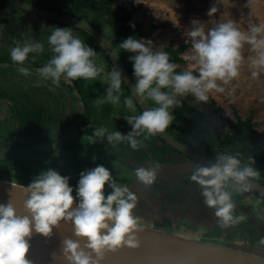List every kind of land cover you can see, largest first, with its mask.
Returning <instances> with one entry per match:
<instances>
[{
  "label": "clouds",
  "instance_id": "9594fccd",
  "mask_svg": "<svg viewBox=\"0 0 264 264\" xmlns=\"http://www.w3.org/2000/svg\"><path fill=\"white\" fill-rule=\"evenodd\" d=\"M209 7V21L193 18L184 32L186 68L177 71L178 64L169 58L163 45L154 47L146 38L129 35L119 43L131 62L135 83L133 96H125L123 103L129 112L123 118L131 126L126 133L100 125L89 135L91 143L106 140L110 146L126 142L132 149L143 146L150 135L163 132L175 120L172 109L189 93L196 102H207L210 94L226 93L225 85L239 76L241 66L250 67V75L257 78L264 73V22L248 19L242 28L237 20ZM227 17V18H221ZM51 56L35 68L37 83L61 80L71 84L77 78L95 80L102 75L106 82L104 96L97 97V105L110 103L119 107L122 96L121 71L110 70L97 62L96 50L70 27H54L47 36ZM45 45L31 38L18 42L9 50L10 60L17 70L30 76L32 70L25 61L35 60ZM245 51L249 54L245 55ZM134 97L150 99L155 106L136 113ZM115 116V113L113 114ZM260 172L253 157L243 158L239 150L224 151L214 156L210 164L197 163L188 174V180L199 190L203 204L213 211L222 226L236 225L246 219L237 214L234 192L249 190V181L258 179ZM138 184L149 187L156 179V169L139 167L135 171ZM70 177L47 168L40 171L27 185H19L24 195L23 213L17 211L12 199L0 203V264H33L27 257L33 234L52 235L61 223L71 225V236H65L59 255L65 264H101L104 253L121 246H138L137 230L141 217L135 214L137 196L103 165L80 171L72 186ZM12 187L17 185L12 184ZM74 191V195H73ZM264 245V237L259 241ZM53 260H57L55 253Z\"/></svg>",
  "mask_w": 264,
  "mask_h": 264
},
{
  "label": "rangeland",
  "instance_id": "374dc122",
  "mask_svg": "<svg viewBox=\"0 0 264 264\" xmlns=\"http://www.w3.org/2000/svg\"><path fill=\"white\" fill-rule=\"evenodd\" d=\"M108 1L110 9L117 10L120 15L123 14V10L128 11L135 8L125 25L129 31H133L139 24L142 30L146 31L152 24L154 27L149 39L154 47L163 45L166 50L170 46L173 49L181 45L185 46L178 54L181 61L175 62L179 66L177 71L188 65L185 51L190 45L185 43V30L191 26L190 21L193 18L209 21L210 17L207 12L213 4L216 5L218 11L211 19L219 18L224 12L237 20L242 28L246 27L248 19L264 22V0ZM83 21L94 26L110 42L115 39L111 26L97 16L88 13L87 16H83ZM51 30L43 20L29 16L12 17L10 13L0 12V54L8 57V60L0 63V143L3 144V146L0 144V179L27 185L40 171L52 168L61 175H68L69 184L74 185L78 180L76 176L78 175L79 178L81 170L100 164L108 168L117 180L122 182L120 179L125 176V171L129 172L132 168L130 162L156 165L152 159L144 156V148L148 149L156 144L155 137L148 136L143 146L135 150L126 142L110 146L106 140L94 143L89 140L92 129L100 125H105L110 130L118 129L126 133L131 126L123 117L134 114L122 106V100L120 106L116 108L110 103L100 105L95 103L97 97L104 96V89L107 86L102 75L91 81L77 78L71 84L61 80L58 85H53L51 81L37 83L39 78L35 73V68L38 66L30 67L32 70L30 76H24L18 72L16 63L12 62L9 56L10 48L16 45L13 40L22 43L25 39L31 38L44 43L45 50L42 53L30 54L36 55L42 61L51 56L47 45V36ZM73 34L78 36L74 32ZM248 54L245 51V55ZM106 59L97 53V62L102 64L106 70H110L112 67ZM250 71L247 63L242 65L239 76L224 86L227 94L213 92L208 102L219 115L225 116L232 122L235 121L236 116L242 120L250 117L254 131L252 139L256 142L258 151L263 152L264 73L253 78ZM122 89L121 99L128 96L123 86ZM26 94L29 100L33 101L42 111L44 129L41 133L36 134L32 131L31 123L28 124L29 131L26 133L18 131L21 121L16 113L22 116L23 113L33 108L32 103L28 104L27 99L24 98ZM139 112L136 108L135 114ZM197 118L201 119L199 116ZM172 124L170 127L174 131L185 132L184 137L187 141L191 134L198 130L191 123L188 124L179 118H176ZM202 124L206 126L203 133L210 136L213 141L212 147L218 154L234 150L242 153V146L238 145L235 140L229 143H219L218 146L217 142L223 141V137L231 133L229 129L219 130L212 124L206 122ZM26 139H28L27 143H25ZM33 151L40 153L36 161L32 158ZM257 180H262V178L259 176ZM163 181L164 192L170 191L175 194L174 191H180L181 197L183 195L187 197L186 201L169 207L170 228L166 226L167 223H164L165 226L161 228L143 222H140V227L175 235L183 240L194 239L221 245H236L245 251L264 256V245L259 243L264 237V202L257 199L255 194L249 191L234 192L235 211L237 214H244L246 219L236 225L224 227L214 216L213 211L203 204L202 197L194 184L188 180V176L170 177ZM190 193L192 195L188 197ZM157 196L162 200V194ZM195 201H199L198 206ZM137 205L141 203L137 201Z\"/></svg>",
  "mask_w": 264,
  "mask_h": 264
},
{
  "label": "water",
  "instance_id": "95a60500",
  "mask_svg": "<svg viewBox=\"0 0 264 264\" xmlns=\"http://www.w3.org/2000/svg\"><path fill=\"white\" fill-rule=\"evenodd\" d=\"M7 1L10 4L15 5L19 9L33 16H36L38 18L48 20L53 23L60 24L66 27H70L72 29L78 30L88 35L104 52L111 66H115L121 71L122 84L124 88L130 94V96H133V93L131 92V88L134 82L132 81L131 77L126 71L115 48L97 29H95L93 26L89 25L82 19L76 18L74 16L59 14V13H56L50 10H45V9L30 5L27 3H24L20 0H7ZM182 99L186 102L188 106H190L191 108L201 113L211 123L219 127L223 126L222 120L218 118V116L214 113V111L202 105L201 102H196L194 99L188 100L186 97H182ZM134 102L136 103L140 111L144 110L147 107H150L146 100L141 101L134 97ZM158 136L163 141H165V143L168 146L172 147L175 151L183 155L189 161L175 162V163L165 165V166L152 167L156 169V179L155 180L164 179L167 176L188 174L190 173L192 167L194 166L193 164H197V163L210 164L212 161L202 155H199L191 151L189 148H187L183 144L176 141L166 130H164L161 133H158ZM142 166L150 167V166L140 164V163L133 165L135 169L142 167ZM12 184L17 185V187H12ZM19 185L20 184L0 179V189L5 190L6 192L13 193V195L24 196L22 192L20 191ZM129 187H130V190L136 194L138 202H140L141 204H145L147 206H152L150 204L151 202L150 196L142 192V190L138 188V183L136 180L133 181V183ZM248 191L259 196L261 199L264 200V186L258 183L257 181L255 180L249 181ZM158 213L159 211L157 210L156 214ZM53 233L54 232H52V236L48 238H52L53 240H55L57 239L58 235L55 233L53 234ZM137 238H138L139 243H138V246L134 247L135 254L128 253L131 256H133L135 260H137L135 264H140V261L144 259L138 256L139 254H145V257L147 260L148 259L152 260V259H155L156 257H162L164 258V260L168 261L169 264H209L210 258H206L204 256H199L196 259H193L191 257L192 253L190 251V248L187 246L181 250L171 249L170 246L173 243H179L182 245H187L188 243H198L201 245L204 244V245L216 246L219 248H223V249L231 250L233 252H239L241 254H244V256H246V259H249L253 263L257 261L264 263V256L262 254H256L254 252L245 251L244 249L239 248V246H236V245H229V244L221 245V244L214 243V242L200 241V240H194V239L183 240L181 238H178L175 235H169L166 233L157 232L155 230H151L150 228L140 227L137 230ZM30 240L35 242L37 240V234H34L33 238ZM53 242H54L53 245L56 248L58 255H59L60 250H58L55 241ZM127 248L132 249L131 247H128V246ZM124 254H127L126 250H124ZM41 257H42L41 255L39 256L36 254V259L39 260L40 262H41ZM138 258H139V261H138ZM156 259H159V258H156ZM190 259H193V260H190ZM60 261L64 262L62 256H60L58 258V261L54 262V264H60L61 263ZM106 262H108V259L106 260ZM215 263L222 264V262H220V260L218 259L215 260ZM110 264H127V263L125 260L121 261L119 259H114V261Z\"/></svg>",
  "mask_w": 264,
  "mask_h": 264
},
{
  "label": "trees",
  "instance_id": "16d2710c",
  "mask_svg": "<svg viewBox=\"0 0 264 264\" xmlns=\"http://www.w3.org/2000/svg\"><path fill=\"white\" fill-rule=\"evenodd\" d=\"M20 1L59 14L74 16L82 20H83V16H87L88 13L97 16L100 20L104 21L108 26H111V28L114 30L115 39L112 41V43L114 47L115 46L117 47L115 48L118 51V54L121 57L122 61L124 62V65L128 66L131 75L133 74H132L131 62L128 60L129 53L121 50L119 48V43L129 35H133L137 39L141 37L149 39L152 35V29L154 27L152 24H150L148 29L144 31L142 30L139 24L136 26V28L133 31H129L127 26L125 25L129 21L131 14L135 10V8H132L128 11L123 10V14L120 15L117 10L110 9L108 0H20ZM0 12L10 13L12 17L29 16V17H34L41 21L43 20L45 21V24L49 25L51 29H53L54 27L63 26L48 20L38 18L27 12H24L15 5L10 4L7 0H0ZM72 31L76 33L82 40H84L89 46L93 47L98 54H101V56L106 59V56L104 55L103 51L93 41V39H91L88 35L78 30L72 29ZM13 41L15 44H17L15 40ZM184 47L185 46L182 45L175 49H173L171 46L168 47L166 51H168L169 53V58L174 62L181 61V59L178 57V54L181 53ZM6 59L8 60V57L0 54V63L5 62ZM47 60L48 58L41 61V59H38L36 56L35 60L25 61V64L29 67H35V66L39 67L43 65ZM24 98L27 99L28 104H30V102L32 103L33 108L23 113L22 116L19 113H16L17 117L19 116L18 118L21 121L20 128L18 131H20V133H26L27 131H29L27 129L28 124L31 123L30 129L35 133H41L44 129L43 128L44 117L42 116V111L38 106L34 104L33 101L29 100V96L27 94L26 97ZM226 122H227V127L231 133L229 135L224 136L223 140H225L226 143L230 142L231 140L237 141L238 145L242 146L241 149L243 155L246 158L250 156L253 157L254 166L258 168L260 172V177L262 178V180H258V182H260L264 186V150L263 152H259L257 149L256 142L253 141L252 139L254 131H253V123L251 122V118L248 117L247 119L242 120L241 118L236 116L234 122L230 121L227 118H226ZM199 139L203 141V143L206 142L207 140V138L203 137L202 135L199 136ZM193 144L196 145L195 142H193ZM246 145H249L251 147L247 148ZM202 153L205 154L204 152ZM210 156L212 157V154ZM257 198L261 200L260 197Z\"/></svg>",
  "mask_w": 264,
  "mask_h": 264
},
{
  "label": "flooded vegetation",
  "instance_id": "af4514ba",
  "mask_svg": "<svg viewBox=\"0 0 264 264\" xmlns=\"http://www.w3.org/2000/svg\"><path fill=\"white\" fill-rule=\"evenodd\" d=\"M110 43L114 47L112 41ZM115 50H116V48H115ZM116 52L118 54L117 50H116ZM118 56H119V54H118ZM119 58L121 59L120 56H119ZM107 61H108V59H107ZM121 61H122V59H121ZM108 63H109V61H108ZM122 63L124 65L123 61H122ZM124 67H125L126 71L128 72L129 76L131 77L132 81L135 83L134 77H133V75L130 74V70L128 69V66L124 65ZM122 86H123V84H122ZM128 96H130L129 93H128ZM185 97L188 100L194 99L190 93L187 96H185ZM121 100L123 102V99H121ZM146 101H147V103L149 104L150 107H152L151 104L153 106H155V104L151 100L148 99ZM201 103L205 107H208L212 111H214V113L218 116V118H220L222 120V122H223V126L222 127L216 126L215 124H213L210 121H208L201 113H199L195 109H193L190 106H188L186 104V102L181 98L180 103L173 108L174 115L176 116V118H179L181 120L183 119L188 124L191 123V125L196 127V129H198V130H196V132L191 134L189 141H187L186 138L184 137L185 132L174 131V129L172 127H170V125L165 130L176 141H178L179 143L183 144L184 146L189 148L191 151H193V152H195V153H197L199 155H202V156L212 160V158L214 156H216L218 154V152L212 147L213 141L211 140L210 136L205 135L203 133V132H205L204 129H206V126H204L205 124L203 125L202 123L206 122L207 124H212V125L216 126L219 130L228 129V127H227V122H226V117L225 116H224L225 117L224 118L221 115H219L217 113V111L214 109V107H212V105L208 101L206 103L205 102H201ZM122 106H125L124 103H122ZM136 108L139 110L137 105H136ZM197 116L201 117V119L198 120ZM201 120H203V121H201ZM173 125H175V124H172V126ZM200 135H202L203 137L207 138L206 142H204V143H203V141L198 142L200 140L199 139ZM150 136L152 138L155 137V141H156L155 143L156 144L153 145V147H151V148L148 147V149L145 147L144 148V152H145L144 156L146 155L147 158L149 157V159H152V161L155 162L156 165H149V164H144V163H141V162H130L132 168L130 169L129 172L125 171V174H124L125 176H122V178L120 179L123 183H126L129 186L133 183V181L136 180V177H135L136 169L133 167L134 164H139L140 163V164H144V165H147V166H150V167H159V166L169 165V164H172V163H175V162L189 161L183 155H181L180 153L175 151L172 147L168 146L165 143V141H163L158 136V134L150 135ZM193 142H198V143H195L196 145H194ZM210 142H212V143H210ZM217 143H218V146H219V143L223 144V143H226V142H225V140H223L221 142L218 141ZM227 143H229V142H227ZM209 150H211V151H209ZM201 151L204 152L205 154H203ZM211 154H212V157L210 156ZM180 158H182V159H180ZM243 158H246V157L243 155ZM193 165L195 166L196 164H193ZM14 173L16 174V172H14ZM188 174H181V175H176V176H188ZM176 176H167L164 179L155 180L154 183L151 186L147 187V188L142 186V185H140V184H138V188L141 189L142 192H144V193H146L147 195L150 196V200H151L150 204L152 205V206H147L145 204H141V205H137L136 206V209L134 211H135V213H139V214H136V215L141 217V221L140 222H143L145 224H150V225L155 226V227L156 226H158V227L162 226L163 227V226H165L164 223H167L166 226L169 227V222H168V220H169V216L168 215H169V209H170L169 207H171L172 205H176V204L178 205L181 202L185 203L186 198H187L184 195H183V197H181L182 194H181L180 191L179 192L178 191H174L175 194L170 193V191L164 192V188H163V185H162V183L164 182L163 180H165L167 178H170V177H176ZM76 178L78 179V175L76 176ZM254 180L258 182L257 179H254ZM258 183H260V182H258ZM75 184L74 185L72 184V186H75ZM22 185H24V184H22ZM198 192H199V190H198ZM159 194H162V200L158 199L157 195H159ZM73 195H74V191H73ZM189 195H192V194L191 193L188 194V197H189ZM176 196H180V197L177 198ZM257 197H259V196L256 195V198ZM260 201L264 202L263 199H261ZM195 202H197V201H195ZM198 203H199V201L196 203L197 206H198ZM156 206H157V208H156ZM153 209H154V211H153ZM157 210L159 211L158 214H156Z\"/></svg>",
  "mask_w": 264,
  "mask_h": 264
},
{
  "label": "bare ground",
  "instance_id": "6f19581e",
  "mask_svg": "<svg viewBox=\"0 0 264 264\" xmlns=\"http://www.w3.org/2000/svg\"><path fill=\"white\" fill-rule=\"evenodd\" d=\"M10 199H12L14 205L17 208V211L20 213H23L22 202H23L24 196L13 195V193L6 192L5 190L0 189V203H6ZM53 232L58 235L57 239L55 240H53L52 238L41 236L40 234H37V240L35 242L30 240V248L26 255L31 261H33V264H42V262L43 264H54V262L58 261V258L60 256L58 255V252L53 245L54 243L53 241H55L58 250H60V244H61L62 239L65 236L72 235L71 225L70 224L65 225L61 223L58 228L53 229ZM33 236L31 237V239L33 238ZM186 246L190 248V251L192 253L191 257L193 259H196L199 256H204L206 258H210L209 264H217L215 263L216 259L220 260L222 264H264L259 261L253 263L249 259H246V256H244V254H241L239 252H233L231 250L219 248L216 246H210V245H204V244L201 245L198 243H188L187 245L173 243L170 247L173 250H181L185 248ZM131 248L132 249L127 248V246H121L113 251H106L104 253L103 259L101 260V264H110L114 261V259H119L121 261L125 260L127 264H135L137 260H135L133 256H131L130 254H128V253L135 254V248L134 247H131ZM124 250L127 251V254H124ZM53 253L56 254L57 260H53V255H52ZM36 254L39 256L40 255L42 256L41 262L36 259ZM138 256H140L141 258H144L141 260L142 262L140 261V264H169V262L164 260V258L162 257H156V258H159V259L155 258L156 260L155 259L147 260L145 257V254H139ZM107 259H108V262H106ZM193 259H190V260H193ZM138 261H139V258H138ZM60 264H63V262H61Z\"/></svg>",
  "mask_w": 264,
  "mask_h": 264
},
{
  "label": "crops",
  "instance_id": "0c3cea01",
  "mask_svg": "<svg viewBox=\"0 0 264 264\" xmlns=\"http://www.w3.org/2000/svg\"><path fill=\"white\" fill-rule=\"evenodd\" d=\"M36 134H38V133H36ZM28 142V139H26V142L25 143H27ZM1 144V143H0ZM42 144H44L43 142H42ZM1 146H3V144H1ZM36 147H37V145H36ZM44 147H45V145H44ZM40 150H43V149H40ZM33 153H34V155H33V159L36 161V160H38L39 159V154L40 153H38L37 151H33ZM24 160V159H23ZM22 160V161H23Z\"/></svg>",
  "mask_w": 264,
  "mask_h": 264
}]
</instances>
